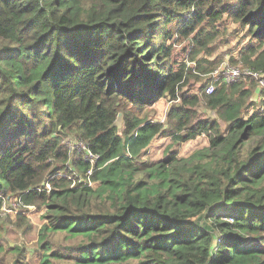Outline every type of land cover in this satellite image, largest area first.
Here are the masks:
<instances>
[{"label": "trees", "instance_id": "1", "mask_svg": "<svg viewBox=\"0 0 264 264\" xmlns=\"http://www.w3.org/2000/svg\"><path fill=\"white\" fill-rule=\"evenodd\" d=\"M224 14L247 28L243 63L264 71V0H0V208L8 193L45 205L41 264H264V110L241 117L257 82L204 92L228 122L223 134L218 120L201 118V97L183 92L191 68L169 42L177 21L179 39L199 47L194 70L209 72L197 56ZM163 98L172 102L165 123L131 109ZM70 133L102 168L91 186L54 177L51 191H39L69 160L86 173L65 144ZM159 135L209 144L143 160ZM49 231L80 244L54 248ZM26 259L18 249L0 264Z\"/></svg>", "mask_w": 264, "mask_h": 264}, {"label": "rangeland", "instance_id": "2", "mask_svg": "<svg viewBox=\"0 0 264 264\" xmlns=\"http://www.w3.org/2000/svg\"><path fill=\"white\" fill-rule=\"evenodd\" d=\"M237 1L223 0L224 4H235ZM177 28V21L169 25V30L174 33L173 38L169 42L174 45V56L177 58V62H187V66L191 68L188 72L190 79L189 85L183 88V92L198 94L201 97V102L197 106V110L201 118L218 120L220 123V132L227 134L228 122L216 110L208 106L204 94V86L213 77L212 73L215 69L221 72L227 66H247L241 58V53L250 42V37L247 35V28L243 27L240 22L235 21L229 15H223L217 25L219 34L215 41L209 45V51H203L197 56L199 59L206 60L203 62L204 66L209 70L211 69L207 73H200L194 70L196 69L197 63L196 61L190 60L192 56L190 53L193 54V51L199 47H194L191 39L180 40L176 32ZM253 81L252 78L247 77L238 80L234 84L240 85L243 90L251 88ZM234 84L228 86L230 94H232ZM255 91L242 109L241 117L244 119L258 110H264L262 103L264 92L260 91L255 94ZM236 97H238V94L233 96V98ZM171 105L172 102L169 99L163 98L153 106L144 108L132 107L131 109L143 118L165 123ZM73 135L75 134L70 133L65 136V144H68L67 147H72L70 144H73L79 139ZM208 144L209 141L205 135L178 146L173 144L169 137L159 135L152 140L146 151V156H143V160L157 161L166 157L172 151L178 152L179 156H188L195 150L206 147ZM4 198V202L11 205L15 213H3L0 208V245L3 246V250L0 252V262H13L17 257L18 249H20L26 255V262L28 264H41V256L44 253V249L41 248L40 236L42 226L48 224V219L45 217L47 215L44 210L45 205L37 202L25 208L19 203L20 196L16 193H8ZM29 206L32 207L29 208ZM48 235V243L50 246L55 248L57 245H60L64 248L63 251H67V253L71 252L80 244V238H70L60 231H49ZM135 263L133 262V264ZM64 264L73 263L70 259H67V261H64Z\"/></svg>", "mask_w": 264, "mask_h": 264}, {"label": "built area", "instance_id": "3", "mask_svg": "<svg viewBox=\"0 0 264 264\" xmlns=\"http://www.w3.org/2000/svg\"><path fill=\"white\" fill-rule=\"evenodd\" d=\"M212 74L213 77H211L204 86V92L206 94H212L219 84H232L247 77L256 81L258 87H260V91H264V71L262 70H255L254 68L248 66H227L221 72L215 69ZM70 145L72 147L68 146V148L70 149L71 154L73 156L79 154L83 160L88 163V168L84 176L72 165L71 160H69L65 165H62L59 170L55 171V173L50 174L40 185L36 187V189L39 191H51L53 188L52 180L54 177H68L72 181L73 186L92 185L91 177L94 175L95 170L102 168V165L98 166L101 155L94 152L88 142L81 138ZM19 203L25 208L28 206L23 204L21 199H19ZM31 207L32 206H29V208ZM1 210L6 214L15 213L14 208H12L11 205L6 204V202L3 203Z\"/></svg>", "mask_w": 264, "mask_h": 264}, {"label": "water", "instance_id": "4", "mask_svg": "<svg viewBox=\"0 0 264 264\" xmlns=\"http://www.w3.org/2000/svg\"><path fill=\"white\" fill-rule=\"evenodd\" d=\"M260 92V87H257L255 94ZM255 97V95H254ZM123 122H124V115L123 113H119L117 119H116V125L118 126L119 129L123 127Z\"/></svg>", "mask_w": 264, "mask_h": 264}]
</instances>
